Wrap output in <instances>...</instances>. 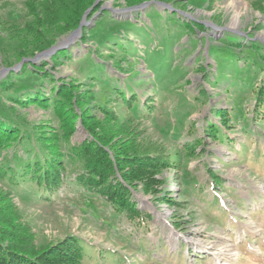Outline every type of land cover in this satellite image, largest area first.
I'll list each match as a JSON object with an SVG mask.
<instances>
[{"label": "rangeland", "instance_id": "374dc122", "mask_svg": "<svg viewBox=\"0 0 264 264\" xmlns=\"http://www.w3.org/2000/svg\"><path fill=\"white\" fill-rule=\"evenodd\" d=\"M62 1L68 9L75 5ZM127 1L92 0L66 32L68 10L55 13L63 29L52 32L47 49H58L32 62L43 51L18 59L9 36L36 13L45 19V0H0V81L45 60L50 77L32 82L49 97L53 83L70 85L72 108L64 111L72 124L66 119L64 126L74 145L94 141L81 119L117 121L121 132L109 136L108 147L132 152L118 158L121 172L103 147L112 184L136 168V153L168 161L143 183H124L134 207L118 211L75 184L65 157L63 183L48 198L29 183L12 191L19 223L38 253L68 258L76 245L78 264H264V0H149L133 7ZM155 48L164 58H153ZM63 49L70 57L52 64L50 57ZM17 77L11 79L24 81ZM120 91L132 94L140 109L124 108ZM8 97L0 95V102L28 124H40L46 136L60 129L51 108L20 106ZM104 104L105 115L94 107ZM60 146L66 153L67 144ZM2 201L7 210L9 199Z\"/></svg>", "mask_w": 264, "mask_h": 264}, {"label": "trees", "instance_id": "16d2710c", "mask_svg": "<svg viewBox=\"0 0 264 264\" xmlns=\"http://www.w3.org/2000/svg\"><path fill=\"white\" fill-rule=\"evenodd\" d=\"M144 1L149 0H128L127 6L133 7ZM159 1L166 2V0ZM62 2V0H45L43 5L44 10L46 9L45 19L39 17V14L33 11L36 15L32 23L25 24L21 29L17 28L11 31L12 36H9V38L16 40L15 48L18 59L33 57L36 53L53 45V38L50 39L52 32L54 35V33H59L63 29L62 26H58L59 23L55 18V13L61 10L65 11L64 9L68 10V13H66L68 18L65 19L63 25L65 32L70 31L76 27L80 14L90 6L92 0H74V7L69 6V9L66 6L64 7L65 3ZM59 5L62 8L58 7ZM75 14H78V16L74 24L70 25L69 20L74 19ZM129 23L127 24L129 25ZM54 26H58L55 32ZM129 27L131 28V25ZM87 37V32L85 33V30H82V41L86 40ZM98 39L103 41L101 37H98ZM155 51L153 53L155 60L164 58L162 53L158 52V49L155 48ZM70 55V49L58 50L50 57V60L52 64L59 65L62 63L60 61L62 58H68ZM45 62L43 60L39 64H25L20 71L21 73L17 75L10 71V76L6 80L0 81V95L7 94L12 103L20 106L35 105L45 110L51 108L58 121V128H60L57 132L52 131L50 136H46V131L42 130L40 124L37 127L34 124H28L21 115L14 112L15 110L12 107H6L0 102V154L11 150L9 155L5 154L0 157V182L4 181L8 184V187H5L4 184L0 185V264H63L64 261L71 262L70 264L79 263L81 255L76 245L71 246L73 253L68 257L71 258L70 260L63 253L60 254V257L53 256L49 251L48 253H38L32 244L33 237L30 231L19 223V215L12 204L14 199L12 191L24 183L35 186L37 191L45 195L46 198H48V194L56 191L63 183L65 157L70 160L69 163L74 173H76L75 184L88 193L106 197L112 207L118 211L124 207H134L132 201L130 202V192L124 186V183L128 186L136 182L143 183L149 175L148 171L155 170L156 167L162 168L168 162L167 159L162 157L159 159L149 156V154L132 153L134 155L130 157L138 161L134 163L137 164L136 168L131 169L127 173L128 175H122L121 173L122 181L120 182L116 181L115 184H112L111 181H106L105 176L113 174V171H109L112 162L108 159V154L103 150V147H108L111 141L110 135L120 134L121 125H117V121L113 122L112 119L104 120L102 118L103 120L100 123L93 124H88V122L81 119L83 127L93 137L94 141L93 143L79 145L72 144L69 141L71 131H68L67 127L64 126L66 119H69V125L72 124V121L67 117L64 110L72 108L71 100L75 93L71 90L70 85L53 83L55 86L50 89L49 97L41 89L42 84H38L39 86L33 84L34 78L50 77L48 71L44 69ZM153 63L155 64V62ZM95 64L101 67L100 64ZM13 76H19L17 79L24 81L18 83L19 81L11 79ZM32 87L35 88L34 91L29 90ZM119 93L124 108L129 111L133 106L140 109V106L138 107L139 102L135 104L131 100L132 94H129L130 97H126L124 92L120 91ZM12 94L14 96H11ZM75 100H77L76 104L80 110H83L79 105V103H82L81 99L78 97ZM94 107L102 109L103 112L105 111L104 115L107 113L105 104ZM11 112L14 117L10 116ZM128 118L135 121L132 113L130 116L128 114ZM97 129L98 132L95 133ZM59 132L62 133L59 134ZM62 141L67 144L66 153L61 151L60 143ZM108 149L112 151L118 169L123 172V165H119L118 158L131 154L129 152H132V150H123L121 145L116 151H114L115 148L108 147ZM20 150L25 156H21ZM107 169L109 170L107 171ZM145 192H147V189H145ZM5 198L9 199L7 210H5L4 205L1 206L2 200H5Z\"/></svg>", "mask_w": 264, "mask_h": 264}, {"label": "water", "instance_id": "95a60500", "mask_svg": "<svg viewBox=\"0 0 264 264\" xmlns=\"http://www.w3.org/2000/svg\"><path fill=\"white\" fill-rule=\"evenodd\" d=\"M158 4H159V3H158ZM147 5H149V3H146V4H142V5H140V6H137V7L133 8V10H134V9H142V8H144V7L147 6ZM78 33H79V29H77L76 31H74V32L72 33V37L77 36ZM72 37H71V38H72ZM71 38H70V39H71ZM57 49H58V46H57V47H52V48H50V49H47V50H45V51L39 53L38 55H36V56L32 59V62H34V61H36V60H40V59H42V58H44V57H48V56H50V55H51L55 50H57Z\"/></svg>", "mask_w": 264, "mask_h": 264}]
</instances>
